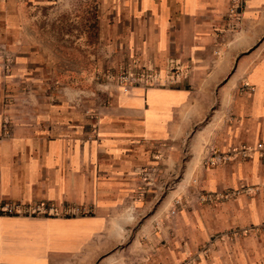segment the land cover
Instances as JSON below:
<instances>
[{
  "label": "crops",
  "instance_id": "obj_1",
  "mask_svg": "<svg viewBox=\"0 0 264 264\" xmlns=\"http://www.w3.org/2000/svg\"><path fill=\"white\" fill-rule=\"evenodd\" d=\"M84 1L0 0V264L98 262L150 214L149 187L178 192L185 171L224 205L215 231L263 222L264 0ZM105 15L111 46L124 35L150 57L156 85L76 101L64 80L83 71L61 62L94 30L102 66ZM242 188L260 193L217 201Z\"/></svg>",
  "mask_w": 264,
  "mask_h": 264
},
{
  "label": "rangeland",
  "instance_id": "obj_2",
  "mask_svg": "<svg viewBox=\"0 0 264 264\" xmlns=\"http://www.w3.org/2000/svg\"><path fill=\"white\" fill-rule=\"evenodd\" d=\"M80 1L85 3L84 0H72V4L79 5ZM90 1L87 0L89 4ZM235 1H232L233 6ZM242 3L245 7V0ZM66 16L73 20V14ZM106 17L102 66L99 60L96 66L95 55L91 53L94 50L89 41L95 37L94 30H89L86 52H75L71 64L61 62L66 68L72 65L73 70L83 71L82 76L64 80L65 84L74 83L76 101L94 100L98 105L108 104L116 95L128 92L132 87L156 85V78H153L156 72L150 57L133 55L124 35L120 46H111V32L107 29L110 18ZM71 31L75 34L80 29L73 25ZM232 157L234 159L233 154ZM243 158H250V155ZM262 158L264 161V156ZM205 160L208 161V157ZM227 160V155H221L216 162ZM184 175L183 189H178V192L168 189L167 196L162 197L165 188L150 186L151 202L147 206L150 207V214L146 210V219L136 222L135 236L124 237L119 246H113V250L105 253L101 260L89 261L88 264H264V221L256 226L215 231V216L223 212L224 205H215L216 198L210 199L203 187H197L194 180L192 183L191 174L185 171ZM259 193V189H232L218 196L217 201L233 200L240 195H246L251 200ZM231 209L227 207L228 214ZM41 211L34 209L12 215L50 214L46 210Z\"/></svg>",
  "mask_w": 264,
  "mask_h": 264
},
{
  "label": "built area",
  "instance_id": "obj_3",
  "mask_svg": "<svg viewBox=\"0 0 264 264\" xmlns=\"http://www.w3.org/2000/svg\"><path fill=\"white\" fill-rule=\"evenodd\" d=\"M242 6H243L242 0H236L233 6V10L236 11L237 9H241ZM7 124H8L7 122L0 124V139L5 138L8 135ZM22 212H23L22 208L18 205H8L1 211L2 214H10V215L21 214Z\"/></svg>",
  "mask_w": 264,
  "mask_h": 264
}]
</instances>
